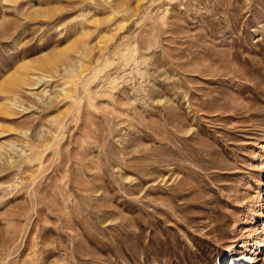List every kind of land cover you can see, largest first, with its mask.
Returning a JSON list of instances; mask_svg holds the SVG:
<instances>
[{"label":"rangeland","instance_id":"rangeland-1","mask_svg":"<svg viewBox=\"0 0 264 264\" xmlns=\"http://www.w3.org/2000/svg\"><path fill=\"white\" fill-rule=\"evenodd\" d=\"M0 264H264V0H0Z\"/></svg>","mask_w":264,"mask_h":264},{"label":"bare ground","instance_id":"bare-ground-1","mask_svg":"<svg viewBox=\"0 0 264 264\" xmlns=\"http://www.w3.org/2000/svg\"><path fill=\"white\" fill-rule=\"evenodd\" d=\"M22 81H24V77L23 76H17V77H14L13 79H12V81L9 83V84H12L13 86H14V84H15V87H16V85H18V83H21ZM23 84V83H22ZM21 84H19L18 85V87L20 86ZM261 192H262V189L260 190ZM260 192V193H261ZM259 198H261V200H263V195L262 194H260V197ZM215 229V228H214ZM250 240H247V241H244V243H243V247L244 248H246V249H248V247H249V245H250V242H249ZM256 243L257 244H259V243H261L260 241H256Z\"/></svg>","mask_w":264,"mask_h":264}]
</instances>
